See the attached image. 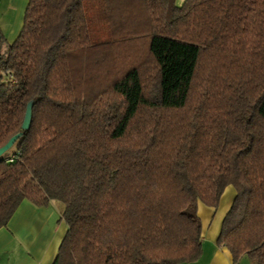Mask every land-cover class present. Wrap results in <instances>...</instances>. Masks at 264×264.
<instances>
[{
  "label": "trees",
  "instance_id": "16d2710c",
  "mask_svg": "<svg viewBox=\"0 0 264 264\" xmlns=\"http://www.w3.org/2000/svg\"><path fill=\"white\" fill-rule=\"evenodd\" d=\"M30 0L0 44V229L65 206L53 264H264V0ZM33 102L31 127L23 130Z\"/></svg>",
  "mask_w": 264,
  "mask_h": 264
},
{
  "label": "crops",
  "instance_id": "0c3cea01",
  "mask_svg": "<svg viewBox=\"0 0 264 264\" xmlns=\"http://www.w3.org/2000/svg\"><path fill=\"white\" fill-rule=\"evenodd\" d=\"M29 1L0 0V34L4 42L2 53L18 39ZM235 197L236 190L229 186L220 203L218 220L219 208L199 204L198 213L203 226V255L199 261L205 257L207 245H210L211 255L204 264H233L230 252L219 246L217 241L223 220ZM66 233L67 225L52 203L48 208H39L24 201L8 226L0 229V264H53ZM205 238L207 242H204Z\"/></svg>",
  "mask_w": 264,
  "mask_h": 264
},
{
  "label": "water",
  "instance_id": "95a60500",
  "mask_svg": "<svg viewBox=\"0 0 264 264\" xmlns=\"http://www.w3.org/2000/svg\"><path fill=\"white\" fill-rule=\"evenodd\" d=\"M0 44H1V34H0ZM33 102H30L27 108L25 120L23 123V130L27 131L31 127V120H32V113H33ZM22 133L16 134L13 136L7 144H5L3 147L0 148V158H2L7 152H9L15 143L22 137Z\"/></svg>",
  "mask_w": 264,
  "mask_h": 264
},
{
  "label": "rangeland",
  "instance_id": "374dc122",
  "mask_svg": "<svg viewBox=\"0 0 264 264\" xmlns=\"http://www.w3.org/2000/svg\"><path fill=\"white\" fill-rule=\"evenodd\" d=\"M184 1H185V0H177L176 3H177V5L182 6L183 3H184ZM228 195H229V193H228ZM225 198H226V196H225ZM52 204H53V206H54L57 210L60 211V213H61V215H62L63 212H64V210H65V206H64L62 203L58 202V201H53ZM219 215H220V208H219L218 215H217V217H216L217 220H218ZM207 241H208V240L205 238V239H204V242H207ZM206 245H207V243H206ZM209 246H210V245H207V246H206V254H205V257H204L201 261H199V262H197V263H195V264H204V263H207V261L210 260V256H211V255H210V253H209V251H210ZM215 246H216V244H215ZM239 264H254V262H253L248 256H244V257H242V259L240 260V263H239Z\"/></svg>",
  "mask_w": 264,
  "mask_h": 264
}]
</instances>
